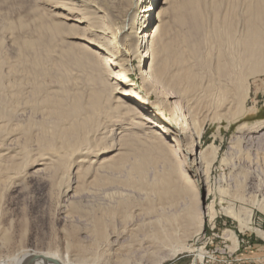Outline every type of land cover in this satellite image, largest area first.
Segmentation results:
<instances>
[{"label":"bare ground","instance_id":"6f19581e","mask_svg":"<svg viewBox=\"0 0 264 264\" xmlns=\"http://www.w3.org/2000/svg\"><path fill=\"white\" fill-rule=\"evenodd\" d=\"M65 1L69 7L54 6L49 14L51 21L45 28L52 36L66 31L68 40L85 42L87 53L83 58L94 73L90 82L91 91L87 103L82 102L81 93H69L72 97L70 103L64 96L66 92L62 96L51 95L44 83H39L34 89L31 105L45 107L53 119L32 122L24 127L30 132L37 127L43 132L51 130L53 133L48 140L42 141L47 145L49 154L32 165L33 169L38 168L33 175L50 166L52 180L75 179V182L68 180L69 184L59 188V203H53L51 192H47L57 218L63 222L62 232L66 227L71 230H65L62 238L65 254L54 249L22 248L0 264H104L105 256L107 258L135 245V241L139 240L138 234H142L141 240H147L150 245L177 242L182 250L185 246L177 239L178 234H182L183 238L189 236L191 230L198 232L201 228L197 194L203 192L208 195L210 170L219 160L221 148L213 143L201 146L204 125L200 119L208 112L210 101L207 94L209 86L203 85L200 66L194 69L187 55L176 48L175 39L161 45L158 43L169 15L175 25H182L186 21L184 12L187 10L192 30L183 39L186 38L191 45L187 50L189 56H197L202 21L197 0H181L174 6V0ZM252 1H255L254 4ZM204 6L208 7L206 3ZM56 8L61 11L57 12ZM211 10L214 12L215 6ZM245 15L247 29L244 44L249 55L242 62L247 66V73H227L220 57L216 66L222 79L234 80L240 85H245L248 76L264 72V0H250ZM70 21L72 25L66 23ZM84 24L86 35L78 37L72 34ZM149 27V31L145 32ZM232 35L230 32L227 36L229 43ZM35 46V41L22 43L23 49ZM133 72L137 76V86L128 78ZM44 75H47L46 72ZM135 89L136 92H133ZM218 90L223 96L229 93V89L222 84H218ZM8 91L14 98L19 93L13 87ZM2 102L4 99H0ZM218 102L217 105L220 104ZM238 108L243 109L241 100ZM3 113L6 118L11 116L9 112ZM134 120H139L135 125L139 126L138 129L143 128L141 134L133 131L137 128L132 129ZM101 124H107L110 130L107 131L116 134L117 143H111L105 150L97 146L100 144H97L96 132H100ZM263 124L257 122L254 125L262 127ZM17 134H13L12 139ZM120 141L123 144H119ZM126 146H139L142 151L141 157L134 160L127 170V178L122 180L123 176L120 179L116 175L130 157L125 151ZM173 148L181 153V160L196 186L185 181L175 170L177 164ZM8 155L7 149L0 151V203L6 192L23 195L30 186V176H23L18 171L17 161L11 160ZM155 161L166 164L167 172L159 177L155 174L153 183L146 184L145 171ZM219 161L223 163L224 158ZM133 173L137 178L131 177ZM255 175L259 176L258 172ZM133 186L148 191L143 204L125 188ZM207 210L208 207H203L204 217ZM225 213L237 219L241 228L249 225L250 212L234 213L229 207ZM78 230L87 237L80 238ZM11 234L2 226L0 218V254L11 242ZM261 236L264 238L263 234ZM196 251L194 264L197 260L203 261L206 255L202 249Z\"/></svg>","mask_w":264,"mask_h":264},{"label":"rangeland","instance_id":"374dc122","mask_svg":"<svg viewBox=\"0 0 264 264\" xmlns=\"http://www.w3.org/2000/svg\"><path fill=\"white\" fill-rule=\"evenodd\" d=\"M179 1L181 0L172 1V6ZM249 1H196L202 16L200 43L196 56L200 59L199 62L198 58L189 56L187 50L191 45L186 38L183 39L192 30V23L188 22L187 10L184 12L186 21L182 25H175L169 15L158 43L161 45L167 40L175 39L176 48L187 55V59H190L195 70L199 68L197 65L200 66L199 72L203 85L209 86L207 94L210 109L208 108V112L203 114L202 118L200 117L204 125L201 146L205 147L210 143L219 146L221 148L219 160L224 158V162L220 163L218 160L211 167L208 195L197 192L200 230L198 232L191 230L190 235L183 238L182 234L181 236L180 233L178 234L177 239L181 240L185 246L182 250L177 242L161 244L167 248L159 246L160 243H154L151 244V248L147 240H141L142 234H138L139 240L135 241V245L107 258L105 256L104 264H194L196 250L199 249H202L204 253L215 254L216 261L221 262H212L204 258L203 261L197 260V264H264V238L261 236V234L264 235V124L262 127L254 125L257 122L264 123V72L248 76L245 85H240L234 80L222 79L216 70L220 57L223 69L227 73L231 75L247 73V66L242 60L249 55L244 44L247 29L245 9ZM254 2L252 1L253 4ZM204 3L208 5L207 8ZM64 4H67L65 0H0V81L2 85L0 99H4V102L0 103V151L7 149L11 160L17 161L18 171L23 176H30V186L26 194L6 192L0 203L2 226L9 234L12 233L11 242L0 254L2 259L0 262L8 260L9 255H14L20 249L42 251L54 249L60 254H65L62 238L65 230H71L66 227L67 229L62 232L63 222L57 218L54 207L48 201L47 192H51L53 203H59L57 198L59 188L66 186L69 182H75V179L69 177L61 181L52 180L50 166L38 175H33V171L38 168L33 169L32 165L48 157L49 154L47 145L42 141L48 140L53 133L51 130L43 132L37 127L30 132L24 127L32 122L39 123L42 120L49 122L53 119L45 107L31 105L34 101V89L39 83H44L46 89L52 93L51 95L62 96V93L66 92L64 96H67L66 101L70 103H72V97L69 93H75V91L77 94L81 93L82 102L87 103L91 91L90 82L94 73L87 64L86 58H83L87 53L85 42L77 39L68 40L66 31L52 36L45 28L51 21L49 14L54 10V6L67 9L69 5ZM213 6L216 8L214 12L211 10ZM60 11V9L57 10V12ZM66 23L73 24L71 21ZM43 26L44 29H42ZM85 27L86 24L81 25L72 34L78 37L86 35ZM230 32L233 35L229 43L227 36ZM26 41H35L37 46L33 49H23L22 43ZM45 72L47 75H44ZM136 77L134 72L128 77L135 86H137ZM218 84L229 89L226 96L220 93ZM10 87L19 91L15 98L8 91ZM132 91L136 92V89ZM41 98L42 95L39 100ZM239 100L242 101L243 108L240 110H238ZM217 102L220 104L217 105ZM3 112H9L11 116L6 118ZM135 122L138 123L139 120L133 121L132 129L137 127ZM105 125L101 124L100 132H96L97 144L100 146L95 144L98 148L104 147L103 150L111 143H117L116 134L109 132L108 125L105 130ZM138 127L133 131L141 134L143 128L138 129ZM17 132L16 137L12 139V135ZM103 132L104 134L101 135ZM29 137L30 139L27 140ZM119 144H123V141ZM125 148L130 157L116 175L120 179L123 176L122 180L127 178L133 161L141 157L142 151L139 146ZM172 151L177 164L174 167L175 170L181 173L185 181L196 186L181 160V153L175 148ZM167 168L164 163L151 162L145 171V183L152 184L153 176L156 174V177H159L167 172ZM257 172L259 176L255 175ZM131 177L137 178L134 173ZM52 181H54L53 186H51ZM125 188L131 196L139 200V203H144L148 193L146 188L136 186ZM203 207H208L205 217ZM229 207L233 208L234 213L240 211L251 213L247 228H241L237 219L225 213ZM77 234L83 239L87 237L80 230ZM138 243H141V249ZM222 257L226 259L221 260ZM108 258H110L109 261Z\"/></svg>","mask_w":264,"mask_h":264},{"label":"built area","instance_id":"2783aa9c","mask_svg":"<svg viewBox=\"0 0 264 264\" xmlns=\"http://www.w3.org/2000/svg\"><path fill=\"white\" fill-rule=\"evenodd\" d=\"M204 258L212 262H221V261H216V255L210 252H206V255L204 256ZM225 259L226 258H224V260Z\"/></svg>","mask_w":264,"mask_h":264},{"label":"water","instance_id":"95a60500","mask_svg":"<svg viewBox=\"0 0 264 264\" xmlns=\"http://www.w3.org/2000/svg\"><path fill=\"white\" fill-rule=\"evenodd\" d=\"M150 27L147 29V31H149Z\"/></svg>","mask_w":264,"mask_h":264},{"label":"trees","instance_id":"16d2710c","mask_svg":"<svg viewBox=\"0 0 264 264\" xmlns=\"http://www.w3.org/2000/svg\"><path fill=\"white\" fill-rule=\"evenodd\" d=\"M158 6V5H157ZM155 10H157L156 8H155Z\"/></svg>","mask_w":264,"mask_h":264}]
</instances>
